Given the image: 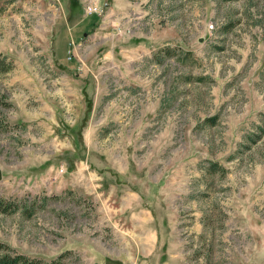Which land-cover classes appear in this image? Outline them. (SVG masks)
I'll use <instances>...</instances> for the list:
<instances>
[{
	"label": "rangeland",
	"instance_id": "374dc122",
	"mask_svg": "<svg viewBox=\"0 0 264 264\" xmlns=\"http://www.w3.org/2000/svg\"><path fill=\"white\" fill-rule=\"evenodd\" d=\"M0 58L1 242L264 264V0H0Z\"/></svg>",
	"mask_w": 264,
	"mask_h": 264
},
{
	"label": "trees",
	"instance_id": "16d2710c",
	"mask_svg": "<svg viewBox=\"0 0 264 264\" xmlns=\"http://www.w3.org/2000/svg\"><path fill=\"white\" fill-rule=\"evenodd\" d=\"M170 48L163 47L161 52L169 53ZM8 67H6L3 63V60L0 58V71L7 70ZM218 163L215 161H212L208 164L206 169H209V171H215L218 168ZM18 205L12 201L5 200L3 198H0V211H11L17 208ZM0 264H59L58 260L51 259L49 261L43 260L38 257H31L24 253L17 252L16 250L12 249L8 244H5L0 241Z\"/></svg>",
	"mask_w": 264,
	"mask_h": 264
},
{
	"label": "built area",
	"instance_id": "2783aa9c",
	"mask_svg": "<svg viewBox=\"0 0 264 264\" xmlns=\"http://www.w3.org/2000/svg\"><path fill=\"white\" fill-rule=\"evenodd\" d=\"M84 10L86 13L91 12L93 10V5H85Z\"/></svg>",
	"mask_w": 264,
	"mask_h": 264
}]
</instances>
